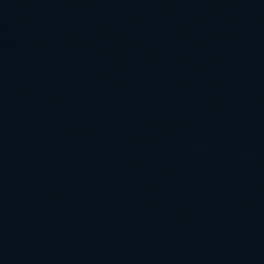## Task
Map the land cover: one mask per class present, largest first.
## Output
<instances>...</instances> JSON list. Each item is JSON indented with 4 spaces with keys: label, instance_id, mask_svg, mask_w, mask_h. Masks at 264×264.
Returning <instances> with one entry per match:
<instances>
[{
    "label": "water",
    "instance_id": "1",
    "mask_svg": "<svg viewBox=\"0 0 264 264\" xmlns=\"http://www.w3.org/2000/svg\"><path fill=\"white\" fill-rule=\"evenodd\" d=\"M0 264H264V0H0Z\"/></svg>",
    "mask_w": 264,
    "mask_h": 264
}]
</instances>
